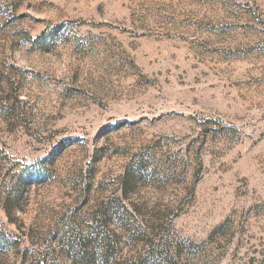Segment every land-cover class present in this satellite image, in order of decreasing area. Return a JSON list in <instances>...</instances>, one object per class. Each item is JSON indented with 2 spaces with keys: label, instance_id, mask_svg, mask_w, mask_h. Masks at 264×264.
Returning <instances> with one entry per match:
<instances>
[{
  "label": "rangeland",
  "instance_id": "1",
  "mask_svg": "<svg viewBox=\"0 0 264 264\" xmlns=\"http://www.w3.org/2000/svg\"><path fill=\"white\" fill-rule=\"evenodd\" d=\"M0 264H264V0H0Z\"/></svg>",
  "mask_w": 264,
  "mask_h": 264
},
{
  "label": "trees",
  "instance_id": "2",
  "mask_svg": "<svg viewBox=\"0 0 264 264\" xmlns=\"http://www.w3.org/2000/svg\"><path fill=\"white\" fill-rule=\"evenodd\" d=\"M125 192H126V189H125Z\"/></svg>",
  "mask_w": 264,
  "mask_h": 264
}]
</instances>
